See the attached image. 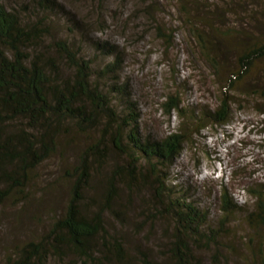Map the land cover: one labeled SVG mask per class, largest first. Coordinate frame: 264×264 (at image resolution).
<instances>
[{"label":"trees","instance_id":"1","mask_svg":"<svg viewBox=\"0 0 264 264\" xmlns=\"http://www.w3.org/2000/svg\"><path fill=\"white\" fill-rule=\"evenodd\" d=\"M173 1L218 78L219 97L216 107L196 109L170 95L164 105L182 121L160 138L140 130L129 81L119 76L117 45L88 35L87 24L59 0L9 7L0 2V208L28 201L33 190L40 191L41 165L75 151L58 179L67 188L62 205L54 200L41 230L13 244L0 264H201L197 249L227 263V223L242 205L223 186L222 213L213 220L168 168L192 130L225 123L230 105L264 97L262 77L251 80L253 68L264 63V8L258 0ZM198 16L207 30L192 21ZM250 191L254 205L243 220L260 242L250 247L246 264H264V182ZM134 198L139 207L147 201L140 242L123 228L133 222L127 211ZM106 213L121 229L107 226ZM159 221L172 224V232L161 231L164 253L154 257L145 239Z\"/></svg>","mask_w":264,"mask_h":264},{"label":"rangeland","instance_id":"2","mask_svg":"<svg viewBox=\"0 0 264 264\" xmlns=\"http://www.w3.org/2000/svg\"><path fill=\"white\" fill-rule=\"evenodd\" d=\"M59 1L66 12L70 9L87 24L88 35L108 40L121 50L123 60L119 76L129 81L132 98L138 106L140 130L145 135L149 133L160 138L180 126L182 117L178 111L175 108L168 110L164 105L170 95L177 94L183 107L217 106L218 78L204 62L194 36L188 34L191 27L184 20L186 16L177 11L173 0ZM258 1L264 8V0ZM0 2L9 7L29 0ZM214 15L218 16V13ZM199 17L192 18V21L207 30L199 23ZM85 48L89 54L93 53L88 44ZM227 56L233 59L229 52ZM256 76L264 80V63L253 68L251 80ZM235 94L237 97L238 93ZM230 109L225 123L192 130L191 138L168 168L174 182L189 188V198L195 200L198 207L206 209L211 219L216 220L222 213L220 195L223 186L242 205V211L227 223L231 232L225 235L229 252L220 250L227 254V263L213 258L211 251L197 249L201 264H246L250 247L260 242L257 232L243 220V216L245 210H252L254 205L250 185L264 182V97L252 95L230 105ZM74 155L75 151L70 150L65 158L56 156L44 162L39 168L37 188L40 191L33 190L32 197L23 204L0 208V260L13 244L41 230L40 225L48 220L50 204L54 200L57 199L58 207L62 205L67 188L58 179ZM144 193L142 196L147 197ZM40 196L43 198L39 202ZM146 207L147 201L139 207L138 199L134 198V207L127 211L133 222L123 228L136 242L145 236ZM113 219L105 214L109 228L121 229L116 221L111 222ZM155 222L154 231L148 229L145 245L153 251L154 257H159L164 253V242L172 232V224L168 228L165 221ZM165 229L166 236L161 239V231ZM260 233L264 243V231ZM249 239H252L251 243H248ZM231 248L233 252H230Z\"/></svg>","mask_w":264,"mask_h":264}]
</instances>
